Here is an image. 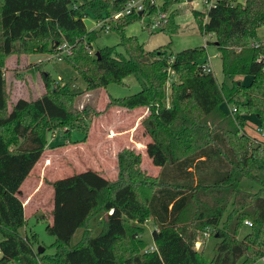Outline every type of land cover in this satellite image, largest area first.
<instances>
[{"label": "trees", "instance_id": "trees-1", "mask_svg": "<svg viewBox=\"0 0 264 264\" xmlns=\"http://www.w3.org/2000/svg\"><path fill=\"white\" fill-rule=\"evenodd\" d=\"M107 1L0 0V67L8 55L56 52L64 44L63 58L83 79L84 91L133 75L138 91L108 97L106 106L132 108L144 104L134 96L146 97L141 125L160 168L152 179L130 176L134 159L125 164L124 174L117 166L113 180L87 169L52 181V218L44 229L53 237V250L37 252L35 234L18 231L24 218L17 189L47 145V134L78 119L77 112L84 117L96 112L87 104L71 109L69 103L83 90L66 83L53 87L45 72L40 75L46 91L32 100L17 98L7 109L0 71V264H252L264 252V183L250 192L238 182L257 179L261 150L245 134L243 115L256 118L264 137V38L256 40L257 29L264 26V0L218 2L206 13L192 11L198 28L214 35L219 82L197 60L204 46L144 50L134 36L124 35L128 22L146 14L149 23L164 11L150 0H143L140 15L111 22L123 54L109 46L91 54L98 31L87 29L83 20L88 10L96 16L109 12ZM124 1L112 0V8L120 10ZM175 28L168 17L157 29ZM237 75L250 80L237 82ZM99 210L111 212L91 236L87 221ZM147 219L154 224L155 249L150 251H144L137 235ZM78 228L81 234L70 245ZM206 229L218 239L208 262L194 248Z\"/></svg>", "mask_w": 264, "mask_h": 264}, {"label": "rangeland", "instance_id": "rangeland-1", "mask_svg": "<svg viewBox=\"0 0 264 264\" xmlns=\"http://www.w3.org/2000/svg\"><path fill=\"white\" fill-rule=\"evenodd\" d=\"M165 1L153 0L155 6L164 8V11L151 18L149 23L146 14H142L140 19L136 18L128 22L123 26L124 35L134 36L144 50L167 46L169 51L176 52L184 48L205 45L197 60L200 63L206 61L213 77L219 82L222 79L220 60L217 57L214 44L211 43L214 40V35L201 31L192 15L193 10L205 11L202 2L200 0H171L165 3ZM237 1L242 2L243 0ZM107 3L108 15L119 12V10L112 8V0H108ZM93 13L88 10V14L84 17L83 22L86 28L90 26L93 16H96ZM160 13L166 17V21H161V25L166 24L167 18L170 17L172 24L176 27L175 30H150L149 26L157 20ZM263 38L264 26H261L257 29L256 40L260 41ZM90 45L91 54L103 46L112 47L113 51L118 54L124 53L122 46L119 45V34L115 30H109L105 33L98 31ZM64 49L66 47L63 44L62 49L56 52L40 51L27 55L11 54L2 59L0 71L7 94V109L17 98L32 100L46 91L40 72L48 74L53 87L66 83L70 88L84 89L85 83L81 76L64 60ZM169 76L171 77V74ZM242 76L245 75L235 77L237 82H243L240 80ZM168 85L167 82L163 86L166 95L169 91ZM138 89L139 83L136 78L133 75H127L119 82H110L105 87L89 91L83 90L81 94L71 100L69 107L79 111L82 106L87 104L96 113H90L89 117H84L80 112H77L78 119L71 121V123L57 125L51 135L47 134V145L30 169L29 178L24 187L25 192L28 191V202L25 206L31 215L27 216L20 232L27 235L35 234L37 242L34 244L35 249L37 246L43 247L46 253L53 250V237L47 234L44 229L47 224L44 219L49 214L50 196L48 190L50 181L87 169L101 173L108 180H113L117 174V166L124 174L126 172L125 164L134 159H137V163L128 169L127 173L130 176L148 179L156 176L158 165L155 156L157 154L150 144L149 136L141 125L142 117L137 126L135 121L138 115L132 113L133 107L129 110L121 106H106L108 97L129 96L137 92ZM253 118L252 114L246 117L244 130L248 137L262 141L261 150L256 156V164L259 166L256 173L257 179L242 178L238 182L240 189L250 192L258 191L261 186L260 183H264V137L258 131ZM84 128L86 133L83 135L80 129ZM106 214L107 211L99 210L88 219L87 227L90 228L91 236L99 231ZM151 222L150 219H147L142 224L141 233L137 234L145 242V247L152 243L151 230L154 228V224ZM80 234L81 228H78L71 236L69 244H74ZM217 240L213 236L197 239L201 246L194 248L201 251L202 259L205 262L211 259L213 245ZM252 264L262 263L258 259Z\"/></svg>", "mask_w": 264, "mask_h": 264}, {"label": "built area", "instance_id": "built-area-1", "mask_svg": "<svg viewBox=\"0 0 264 264\" xmlns=\"http://www.w3.org/2000/svg\"><path fill=\"white\" fill-rule=\"evenodd\" d=\"M150 1L153 2V0H150ZM200 1L204 5V8H205L204 13H206V11L208 10L209 7H211L212 5H215L218 2H224V3L229 4V5H233L236 2H239L237 0H200ZM138 12H141V13L143 12V0H125L123 5H122V8L119 10V12H116V13L111 14V15H108L107 13H102L98 16H93V18L91 19V26H90L89 30L99 31V32H103V33L108 32L110 30L111 22L115 21L120 16L129 15V14L138 13ZM161 21H163V22L166 21V17L163 13H160L157 20L151 23V25L149 26L150 30L159 28V26L161 25ZM210 34H212V33H210ZM64 50H65V54H66L67 50L66 49H64ZM202 68L205 71H210L208 64L206 62H203ZM110 212H111V210L107 211V213H110ZM243 224L249 226L250 222H249V220L244 219ZM202 235L204 237H207L208 236V229H206ZM199 245H200V242H198V241L194 242V247L197 248ZM154 249H155L154 244H150V245L145 247L144 251H150V250H154ZM259 260L262 264H264V252L259 257Z\"/></svg>", "mask_w": 264, "mask_h": 264}, {"label": "crops", "instance_id": "crops-1", "mask_svg": "<svg viewBox=\"0 0 264 264\" xmlns=\"http://www.w3.org/2000/svg\"><path fill=\"white\" fill-rule=\"evenodd\" d=\"M243 2V1H242ZM90 26H91V21H90ZM90 26L89 27H87L88 29L90 28ZM212 35V34H211ZM210 35V36H211ZM204 47H205V45H204ZM206 62V61H205ZM241 81H243L242 83H244V84H246L247 82H249V80H250V76H247V75H245V76H242L241 77V79H240ZM133 98H137V101H141V102H143L144 104H142L143 106H137V107H133L132 109H131V111H132V113H134V115H138V117H137V120L135 121V123H136V125L138 126V124H139V119L141 118V117H143V116H145L146 115V113H147V107H146V103H147V99H146V97H144V95L142 94V95H138V96H134ZM220 107H221V109H223V110H225V111H228V105L226 104V103H221V105H220ZM125 109V108H124ZM126 109H129L130 110V108H126ZM249 114H245V115H243V117H244V120L246 119V117L248 116ZM254 119V121L256 122V125H257V127H258V122H257V120H256V118L254 117L253 118ZM243 129H244V125H243ZM244 132H245V130H244ZM250 138V137H249ZM251 140H254V141H256V142H258V143H260L261 144V146H262V141L261 140H258V139H255V138H250ZM158 168H157V171H156V173H155V175L157 174V172H158V170H159V168H160V166H157ZM74 173H76V172H74ZM29 174H30V171L28 172V174L25 176V178L22 180V182L20 183V185H19V187H18V189H17V196H18V198L20 199V201H21V204H22V211H23V218H24V224H25V221H26V218H27V216H30L31 214H29V211H27V207L25 206L26 205V203L28 202V196H27V193H28V191L27 192H25V190H24V187H25V185H26V181L28 180V178H29ZM101 174V173H100ZM102 175V174H101ZM56 179H58V178H56ZM55 180V179H54ZM54 180H52V181H54ZM52 181H50V183L52 182ZM49 196H50V204H49V214H48V217H45V221L47 222V223H51V218H52V216H51V211H52V187H51V185L49 184ZM22 193V194H21ZM19 194H20V196H19ZM150 222H151V220H150ZM24 224H23V226H24ZM151 224H152V222H151ZM22 226V227H23ZM22 227H20L19 228V233L20 234H22L21 232H20V229L22 228ZM89 230H90V228H88ZM151 244H153V242L151 243ZM199 246H201V243H200V245Z\"/></svg>", "mask_w": 264, "mask_h": 264}, {"label": "water", "instance_id": "water-1", "mask_svg": "<svg viewBox=\"0 0 264 264\" xmlns=\"http://www.w3.org/2000/svg\"><path fill=\"white\" fill-rule=\"evenodd\" d=\"M137 14L140 15L141 12H138ZM214 45H216V42H214ZM95 55H97V51H95ZM36 250H37V252H42L43 251V247L37 246Z\"/></svg>", "mask_w": 264, "mask_h": 264}]
</instances>
